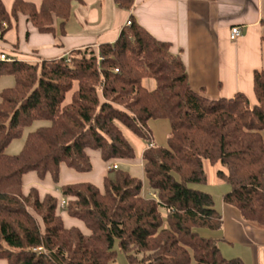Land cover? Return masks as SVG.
I'll use <instances>...</instances> for the list:
<instances>
[{
	"label": "trees",
	"instance_id": "trees-1",
	"mask_svg": "<svg viewBox=\"0 0 264 264\" xmlns=\"http://www.w3.org/2000/svg\"><path fill=\"white\" fill-rule=\"evenodd\" d=\"M82 0H0V39L20 16L41 34L65 33L74 3ZM127 9L132 0H115ZM113 42L73 49L65 56L31 62L0 60V77L14 83L0 91V260L7 264H112L114 246L140 264H244L226 258L221 228L203 161L219 163L229 186L223 202L244 219L264 224V69L253 71L255 103L243 92L209 100L189 83L184 60L169 41L153 36L130 17ZM29 32H25L27 38ZM69 96V97H68ZM169 122L167 145L154 143L149 121ZM37 120L17 154L7 146ZM147 140L141 154L143 182L115 170L101 186L88 181L59 184L60 167L92 169L90 152L107 166L135 158L126 136ZM50 177L61 196L24 177ZM63 214L78 220L67 226Z\"/></svg>",
	"mask_w": 264,
	"mask_h": 264
},
{
	"label": "crops",
	"instance_id": "crops-1",
	"mask_svg": "<svg viewBox=\"0 0 264 264\" xmlns=\"http://www.w3.org/2000/svg\"><path fill=\"white\" fill-rule=\"evenodd\" d=\"M13 1L2 0L8 12ZM25 1L37 7L41 3ZM131 16L153 36L171 43L172 51L178 52L185 62L195 92L209 100L243 92L251 105L255 103L253 71L264 69V0H132L129 9L115 0H82L74 3L65 33L58 37L36 32L23 16L16 22L12 19L11 28L0 39V54L35 62L66 56L71 50L86 46L97 48L100 43L113 42ZM233 26L241 28V35L235 40L230 38ZM152 141L155 143L154 138ZM136 144L139 159L122 160L118 166L134 162L142 165L141 154L146 145ZM90 155L89 172L79 173L61 165L59 184L88 181L101 186L103 178L109 176L107 163L97 152ZM215 177L223 183L217 184L216 193L207 192L221 213L222 225L219 230L204 234L218 239L226 258H240L244 264H264V224L244 219L237 208L224 203L222 196L230 186L217 174ZM32 185L61 196L50 177L41 181L29 173L24 177V186ZM63 219L67 226L83 228L78 220L64 214Z\"/></svg>",
	"mask_w": 264,
	"mask_h": 264
},
{
	"label": "rangeland",
	"instance_id": "rangeland-1",
	"mask_svg": "<svg viewBox=\"0 0 264 264\" xmlns=\"http://www.w3.org/2000/svg\"><path fill=\"white\" fill-rule=\"evenodd\" d=\"M13 83H14V78L11 75L1 76L0 77V91L3 88L12 86ZM45 125H48V121L37 120L34 123H32L30 126L26 127L24 129L21 137L16 138L13 141H11V143L6 148L5 153L17 154L20 151L28 132L33 131L40 126H45ZM149 127L151 129L152 137L154 138L155 143L158 145H164V146L167 145V137H168L169 129H170L169 122L165 119H152L149 121ZM125 133H126L127 138L131 141L133 148H134V152H135L134 161H137V159H139L140 155H138L139 150L137 151V149H136V145H137L136 143L138 142L142 145H147L148 141L141 139V138H138V137L132 135V133H130L128 131H126ZM263 134H264V131H263ZM118 165H119V163H118ZM203 167H204V170L206 173L207 182L205 184H202V185H194V186L199 188V189H202L204 191L211 190V191H213V193L214 192L216 193L217 184L223 183L222 181H219L216 179V177H215L216 172L219 168L225 169V167L220 165L219 163L211 164L207 160L203 161ZM119 168L123 169V170H127L133 176L140 178L143 182V188L145 189V191L148 190L146 180L143 177L142 165L140 166V164H136L135 162L132 165H126L124 163H121ZM114 172L115 171L108 172L109 176L113 177ZM69 181H71V180H69ZM216 197L217 196L215 195L214 199H216ZM114 248L117 251V256H116L115 261L112 264H140L139 262H136V263L129 262L128 259L126 258V256L119 250L117 243H115ZM0 264H7V263L4 260H0ZM190 264H194V261L192 260Z\"/></svg>",
	"mask_w": 264,
	"mask_h": 264
},
{
	"label": "built area",
	"instance_id": "built-area-1",
	"mask_svg": "<svg viewBox=\"0 0 264 264\" xmlns=\"http://www.w3.org/2000/svg\"><path fill=\"white\" fill-rule=\"evenodd\" d=\"M130 24H131V21H130V18H129V19H127V21L125 22V25H130ZM240 35H241V28H240L239 26H233V27L231 28V31H230V38H231L232 40H235V39H237ZM65 57H66L67 61H69V56H68V54H67ZM0 60H6V61H9V60H11V58H10L9 56H6L5 54L2 53V54H0ZM152 145H153V142H150V143L148 144V146H152ZM117 168H118V163H117V162H114V163H112V164H110V165L107 166V170H108L109 172L115 171ZM143 193H144L146 196H148V197H150V198H153V199H155L156 201H158V198H157L155 192H153V191H151V190H146V191L144 190ZM64 203H65V198L62 196V197L60 198V207H61V208L64 207Z\"/></svg>",
	"mask_w": 264,
	"mask_h": 264
}]
</instances>
